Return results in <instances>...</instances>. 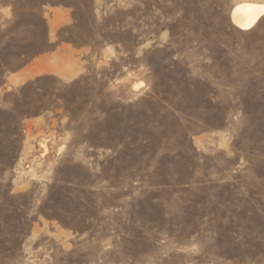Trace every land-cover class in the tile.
<instances>
[{
  "label": "rangeland",
  "instance_id": "rangeland-1",
  "mask_svg": "<svg viewBox=\"0 0 264 264\" xmlns=\"http://www.w3.org/2000/svg\"><path fill=\"white\" fill-rule=\"evenodd\" d=\"M243 1L0 0V264H264Z\"/></svg>",
  "mask_w": 264,
  "mask_h": 264
},
{
  "label": "bare ground",
  "instance_id": "bare-ground-1",
  "mask_svg": "<svg viewBox=\"0 0 264 264\" xmlns=\"http://www.w3.org/2000/svg\"><path fill=\"white\" fill-rule=\"evenodd\" d=\"M264 17V2L243 1L231 12V20L242 31H250Z\"/></svg>",
  "mask_w": 264,
  "mask_h": 264
}]
</instances>
